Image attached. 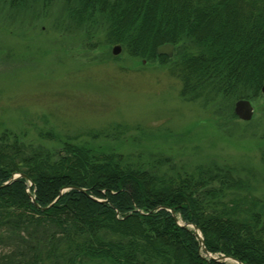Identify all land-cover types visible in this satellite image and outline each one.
I'll return each instance as SVG.
<instances>
[{"label": "trees", "instance_id": "trees-1", "mask_svg": "<svg viewBox=\"0 0 264 264\" xmlns=\"http://www.w3.org/2000/svg\"><path fill=\"white\" fill-rule=\"evenodd\" d=\"M65 1L83 26L104 14L107 41L133 58L166 64L156 49L172 43L171 72L186 100L262 93L264 0ZM89 131L86 140L39 131L52 149L0 129V264H234L209 254L264 264V193L237 170L149 169L122 149L125 125ZM14 174L26 177L5 186Z\"/></svg>", "mask_w": 264, "mask_h": 264}, {"label": "rangeland", "instance_id": "rangeland-1", "mask_svg": "<svg viewBox=\"0 0 264 264\" xmlns=\"http://www.w3.org/2000/svg\"><path fill=\"white\" fill-rule=\"evenodd\" d=\"M73 6L28 0L13 7L0 0V129L24 131L28 142L53 149L39 131L86 140L89 130L123 124L122 149L149 169L225 164L263 195V93L250 98V121L234 116V99L186 100L171 72L174 56L166 64L133 58L121 45L114 55L108 18L97 12L83 26L69 15Z\"/></svg>", "mask_w": 264, "mask_h": 264}, {"label": "water", "instance_id": "water-1", "mask_svg": "<svg viewBox=\"0 0 264 264\" xmlns=\"http://www.w3.org/2000/svg\"><path fill=\"white\" fill-rule=\"evenodd\" d=\"M121 52V47L120 46H116L114 47L113 49V54L114 55H119ZM157 54L158 55H164V56H167V57H172L173 56V53H174V45L170 44V43H167V44H163V45H160L157 47V50H156ZM262 92L264 94V86L262 88ZM234 112L236 114V116L240 119V120H243V121H250L252 118H253V115H254V107L253 105L251 104V102L249 100H246V99H241V100H238L236 103H235V107H234ZM22 177H26L25 175L23 174H15L9 182H7L6 184H4L5 186L6 185H9L11 184L12 182L16 181L17 179L19 178H22ZM31 183V181H30ZM32 184V183H31ZM68 188H64L61 192V194H63L64 192H66ZM33 202H35V199L34 197L32 198ZM174 215V213H173ZM194 231H195V235L199 236L200 238V241H201V244L204 245V240H203V237L200 233V231L194 227ZM228 259H231V260H234L232 258H229V257H226V256H222L220 257L218 260H228ZM237 264H241V262L237 261V260H234Z\"/></svg>", "mask_w": 264, "mask_h": 264}]
</instances>
